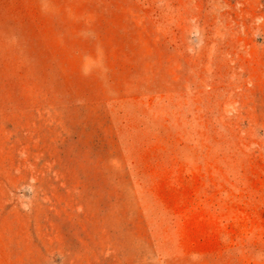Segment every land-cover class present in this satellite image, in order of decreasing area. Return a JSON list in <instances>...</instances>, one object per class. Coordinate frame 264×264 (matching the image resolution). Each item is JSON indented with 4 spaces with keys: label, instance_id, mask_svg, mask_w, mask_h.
Returning <instances> with one entry per match:
<instances>
[{
    "label": "rangeland",
    "instance_id": "rangeland-1",
    "mask_svg": "<svg viewBox=\"0 0 264 264\" xmlns=\"http://www.w3.org/2000/svg\"><path fill=\"white\" fill-rule=\"evenodd\" d=\"M0 264H264V0H0Z\"/></svg>",
    "mask_w": 264,
    "mask_h": 264
}]
</instances>
